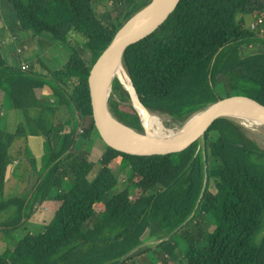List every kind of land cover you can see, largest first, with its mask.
Listing matches in <instances>:
<instances>
[{
	"label": "trees",
	"instance_id": "trees-1",
	"mask_svg": "<svg viewBox=\"0 0 264 264\" xmlns=\"http://www.w3.org/2000/svg\"><path fill=\"white\" fill-rule=\"evenodd\" d=\"M8 1L22 28L35 35L48 32L69 49V56L46 75L0 61V91L10 97L19 115L12 131L0 126V233L5 232L8 241L0 264H127L133 256L121 258L143 243L153 223L169 235L186 220L205 174L208 183L200 205L205 201L203 210L209 213L213 229H200L194 239L187 237L180 264H264V148L236 122L219 120L206 140L205 155L200 149L195 158L196 147L151 158L121 155L106 147L119 159L118 176L122 174L127 182L109 198L121 179L114 175L111 162L115 159L104 156L106 166L90 179L96 162L86 150L72 153L79 146L84 114L85 137L95 133L87 86L91 66L120 27L151 0H130L131 8L115 24L101 20L93 0ZM256 10L264 12L263 0H181L164 25L124 55L125 69L142 104L183 124L195 112L229 95L246 94L264 102V51L248 55L240 51L243 44H264V33L246 27L244 17L238 19ZM72 30L81 34L75 33L76 40L82 41L77 44L89 49L90 62L76 44L66 45L69 35L75 37ZM220 74L229 80L224 94L216 90ZM39 89L54 96L55 108L40 98ZM128 101L130 94L116 78L111 110L119 120L142 131L136 110L121 108V102ZM61 109L66 110L64 120ZM29 136L43 138L40 165L28 150ZM23 139L21 149L16 142ZM23 151L30 177L17 194L4 198L9 166ZM48 198L60 203L50 221L16 240V228ZM200 205L169 239L183 227L203 224ZM158 252L163 255L157 253V264H169L167 254L162 249Z\"/></svg>",
	"mask_w": 264,
	"mask_h": 264
},
{
	"label": "water",
	"instance_id": "water-1",
	"mask_svg": "<svg viewBox=\"0 0 264 264\" xmlns=\"http://www.w3.org/2000/svg\"><path fill=\"white\" fill-rule=\"evenodd\" d=\"M180 2L181 0H151L149 4L136 12L120 27L89 71L87 78L89 114L94 131L107 148L121 155L151 158L181 153L193 147H196L193 158H195L200 149L205 155L206 140L214 125L221 119L234 121L247 131L264 132L253 127L259 124L264 125V102L251 95L235 94L221 98L192 114L181 127H177L181 128L179 132L168 136L152 135L147 131L143 123L133 102V96L135 95V99L146 110H151L140 101L128 72L133 92L125 89L130 94V101L139 115L143 130L140 131L125 124L112 112L110 98L113 95V82L117 78L120 84L124 86L121 80L116 77V73L121 65L124 66L126 51L164 25L175 12ZM244 120H248L252 126L245 125ZM207 183L208 178L205 174L200 195L192 212L172 233L160 239L159 243L168 240L173 233L195 215L203 199ZM146 246L147 243L143 241V243L126 253L121 258V261L137 254L140 250L145 249Z\"/></svg>",
	"mask_w": 264,
	"mask_h": 264
},
{
	"label": "rangeland",
	"instance_id": "rangeland-1",
	"mask_svg": "<svg viewBox=\"0 0 264 264\" xmlns=\"http://www.w3.org/2000/svg\"><path fill=\"white\" fill-rule=\"evenodd\" d=\"M132 1V0H131ZM130 0H95L93 2L94 7L96 9L97 7V12L101 18V20L107 24V23H119L123 20L125 14L127 13V11L131 8V2ZM264 2V0H263ZM0 7L2 8V10H4L6 12V14L16 20V16H15V11L14 8L12 6V4L8 1V0H0ZM256 14H258V10L254 11L253 13H245V14H240L238 15V19H240V17H244V23L246 27L250 26V23L255 21L257 19ZM3 22L7 21V19H4V17L2 16ZM264 23H261L260 26L255 30V31H260V33L262 34L261 30L263 28ZM2 28V27H1ZM73 31V35L75 37L71 38V36H68L67 41H70L68 43H66V45L70 46L71 48L74 47V44H76L77 48L79 49V51H81L82 55L84 56V58L90 62L91 58H90V54H89V49L82 47L81 45L77 44V40L82 43L81 40L77 39L76 40V34L78 33L77 31ZM27 33L32 34L34 41H35V45L37 48L36 51L38 50V54L37 56H34L33 53H30L29 51H26V53L22 54L21 58H25V60L27 61V69L25 71L28 72H32V73H36V74H40V75H46L47 70H52L49 64V61H46L47 57H49V54H52V49L49 47V45L52 43V39L53 36L51 34H49L48 32H43L40 34H33V32L31 30H27ZM76 33V34H75ZM78 37H82L81 34H77ZM31 41V39L28 38V41ZM53 41L55 42H59L58 40L53 38ZM17 45H19L18 43H10L9 46L10 48H13L12 50H14L17 53ZM20 45H22V41L20 43ZM54 49V47H53ZM61 49H63L61 51V53L58 55L59 59L61 60L62 57H64L63 62L65 60H67L68 56H69V49L64 46L61 45ZM42 51L44 53H42ZM240 51L242 55H248V54H252V53H256V52H263L264 51V44H243L240 46ZM49 53V54H46ZM13 63L12 64H16L14 63V60H12ZM62 62V63H63ZM52 64H54L55 68H58L61 66V64H59L57 61L52 60L51 62ZM56 64V65H55ZM228 78L225 77L224 75L220 74L217 77V86H216V90L221 93L224 94V92H226V89H228ZM122 86V85H121ZM124 89L125 87L122 86ZM126 90V89H125ZM40 91V90H39ZM48 97H52V95L50 94ZM54 97V96H53ZM47 99V98H46ZM4 101L6 102V105L4 106L5 108H13L12 103H11V99L8 95H6L5 93V98ZM55 106V105H54ZM53 106V108H55ZM132 106L131 101L128 102H121V108L124 110H129L128 108ZM133 107V106H132ZM14 110V108H13ZM61 111H64L61 115V119H65L67 118V114H66V110L65 109H61L59 110V112L61 113ZM8 116L11 115L10 111H7ZM163 117V119L165 120V124L168 127H181L182 124H175L172 120L171 117L168 116L167 114H160ZM4 120L0 119V126L6 128L9 131H12L15 128V125L12 126L11 122L7 119H9L10 117H8ZM81 117V116H80ZM86 114H84V116L81 118L80 121V127L78 130V144H79V148L77 149L75 147L76 150H73L72 153H79L81 150H86L89 155L90 158L96 162L95 167L92 170L91 175L89 176L90 179H93L100 171V169L104 166H106V161L107 159H103L104 156L108 158V156H112V159H115L111 162L112 165H115L114 168V175H116V178L121 177V179L119 180V184L116 185L111 192L108 194V198L111 196V194H115L117 192H119L126 184V180H124V176L121 174V176H118L119 173L121 172V168L118 166L119 162H118V158L115 157L114 155H112V153L106 148L105 144L97 137L96 133H93V136L89 137H85L87 136V132H86V126H87V120H85ZM15 120L19 121V118H16ZM13 120V121H15ZM248 135L254 139L261 147L264 148V132H260L258 134H256L253 131H248ZM253 135V136H252ZM25 140H17V144L19 145V147L21 148V145ZM28 143H30V146L32 145L31 143H35V147H33L32 151L33 153L35 152V157L38 161V164L40 165L41 162V155L43 153V147H42V143H43V138L42 137H33L32 140L28 141ZM16 144L15 148L17 150L18 145ZM22 149V148H21ZM19 150V149H18ZM19 154V153H18ZM20 159V160H19ZM117 160V161H116ZM14 166V169H13ZM10 170H9V174L7 177V181H6V190L4 191V198L12 196L17 194L20 189H21V185H23V183L26 182L27 178L30 177V167L28 164V159L27 156L25 155V152L23 151L22 153H20L16 158H13V163L10 164L9 166ZM213 163L210 162V174L213 175L212 170H213ZM215 176V175H214ZM213 177L211 176V179ZM32 185V182H31ZM56 188L53 186L52 188V193L56 192ZM213 190V186H211L210 190H209V196L208 198H212V192ZM107 200V198H106ZM59 202L56 200H51V199H47L45 201L42 202V204H39L37 206V209L34 210L33 215L28 218L25 224L19 226L16 228V230L13 232V236L16 240H18L19 238H21L26 232L28 231H39L42 227V225L44 223H48L50 221V219L53 217L56 209L59 206ZM204 204L205 201L202 202V204L200 205L201 209L203 210L204 208ZM199 209V210H201ZM97 211L99 212L100 209L97 208ZM23 219L21 220V224H22ZM199 221L202 222L203 224L200 225L198 228H196V226L194 225H188L187 227H183L180 231H178L176 234H174L173 237H171V239L167 240V243L163 244V246H157L155 249L153 250H149L145 253H141V254H134L132 258H129L127 261V264H157L160 260V257L158 256L157 253H159L161 256L163 255L162 252H158L161 251V249L167 254L166 257H169V264H180L179 259L182 258V254L184 252V248L187 246V242L189 241V239L187 240V237H190L191 239L197 238L198 237V232L199 230H203L204 232L207 230V228L211 227L212 224V220L209 216V213L205 210H203L202 215L199 218ZM92 220L88 221V225H91ZM213 228L211 227V230ZM260 235H262V233H260ZM259 235V237H260ZM167 237V234L165 235L164 232L161 230L159 223H153V226L147 230L146 235L144 236V241L147 243V247L157 244L159 243L160 239ZM7 239H6V234L5 232H1L0 233V253L3 252V250L6 248L7 246ZM144 250V249H142ZM142 250H140L139 252H141ZM137 252V253H139Z\"/></svg>",
	"mask_w": 264,
	"mask_h": 264
},
{
	"label": "crops",
	"instance_id": "crops-1",
	"mask_svg": "<svg viewBox=\"0 0 264 264\" xmlns=\"http://www.w3.org/2000/svg\"><path fill=\"white\" fill-rule=\"evenodd\" d=\"M95 0H93L94 2ZM97 10V7H96ZM2 16L4 17V19H7V21L3 22ZM2 27V28H1ZM264 30V29H263ZM28 38L31 39V41H28ZM52 39V43L49 45V47L52 49V54H49V57H47L46 61H49L50 64V68L53 70L55 67L54 64H52V60L57 61L59 64H61L63 62L62 59H64V57L61 58V60L59 59L58 55L61 53V51L63 49H61V45H59V42H55ZM22 41V45H20ZM12 42H16L19 45H17V53L12 50L13 48H10L9 44ZM54 47V49H53ZM36 45H35V41L33 38L32 34L27 33V30H25L24 28L21 27V25L14 19L10 18L6 12L4 10H2V8L0 7V61L1 62H7L9 64H12L14 60V63L21 65L22 63L26 64L27 61L25 60V58H21L22 54L26 53V51H29L30 53H33L34 56H37L38 54V50L36 51ZM42 53H44L42 51ZM27 54V53H26ZM66 62V60L61 64L63 65ZM27 65V64H26ZM56 65V64H55ZM28 68V67H27ZM52 70H47V72H50ZM40 90V91H39ZM38 93L39 96L42 100L48 102H51L52 106L55 105V101L53 99V97H48L50 95L48 90H42L39 89ZM7 95V94H6ZM5 98V93L3 91H0V119L4 120L6 119L8 113L7 111L9 110L11 115L8 116L10 117L9 120L11 122V125L14 126L18 121L15 120L17 117H19L18 113L16 112V110L13 108H5L4 106L6 105V102L4 101ZM47 98V99H46ZM50 104V103H49ZM63 113V111H62ZM7 117V118H8ZM15 120V121H13ZM33 137H40V136H29L27 139V142L30 140H32ZM32 145L30 146V143H28V150L33 153L32 149L33 147H35V143H31ZM43 147V144H42ZM35 155V152L33 153Z\"/></svg>",
	"mask_w": 264,
	"mask_h": 264
},
{
	"label": "bare ground",
	"instance_id": "bare-ground-1",
	"mask_svg": "<svg viewBox=\"0 0 264 264\" xmlns=\"http://www.w3.org/2000/svg\"><path fill=\"white\" fill-rule=\"evenodd\" d=\"M116 75H117L116 77H118L121 80L124 87L133 92L131 81L129 79V76H128L127 71H126L124 66L121 65L118 68ZM133 102L137 107V110H138V112H139V114L143 120V123H144L147 131L149 133H151L152 135L168 136V135L174 134L175 132L180 131L181 128L179 129L177 127L176 128L168 127L165 124V120L163 119V117L161 115L146 110L135 99V95L133 96ZM171 120H173V119H171ZM244 121L246 123L245 125L252 126L251 123L248 122V120H244ZM253 127H255L257 130L264 131V125H262V124H259L258 126H253ZM256 134H258V133H256Z\"/></svg>",
	"mask_w": 264,
	"mask_h": 264
},
{
	"label": "built area",
	"instance_id": "built-area-1",
	"mask_svg": "<svg viewBox=\"0 0 264 264\" xmlns=\"http://www.w3.org/2000/svg\"><path fill=\"white\" fill-rule=\"evenodd\" d=\"M263 16H264V12H263L262 14H256L255 17H257V19H256L255 21L251 22V23H250V26H249L248 28H249L250 30L255 31V30L260 26L261 23H264V18H263ZM263 29H264V27H263L262 30H261L262 33H264V30H263ZM21 67H22V69H24V70L27 69V65L24 64V63L21 64Z\"/></svg>",
	"mask_w": 264,
	"mask_h": 264
}]
</instances>
